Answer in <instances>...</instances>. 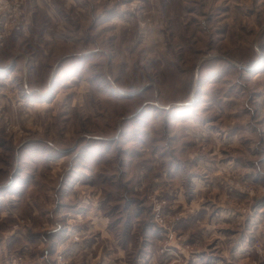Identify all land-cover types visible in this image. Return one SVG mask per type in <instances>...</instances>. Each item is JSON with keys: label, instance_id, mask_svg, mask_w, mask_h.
<instances>
[{"label": "rangeland", "instance_id": "rangeland-1", "mask_svg": "<svg viewBox=\"0 0 264 264\" xmlns=\"http://www.w3.org/2000/svg\"><path fill=\"white\" fill-rule=\"evenodd\" d=\"M34 1L0 43V264H71L97 212L166 253L197 211L229 225L181 264H264V0Z\"/></svg>", "mask_w": 264, "mask_h": 264}, {"label": "crops", "instance_id": "crops-1", "mask_svg": "<svg viewBox=\"0 0 264 264\" xmlns=\"http://www.w3.org/2000/svg\"><path fill=\"white\" fill-rule=\"evenodd\" d=\"M26 2L25 27L24 31L15 38L17 43L23 42L29 36L30 29L34 26L35 1L26 0ZM4 45L0 44V50L4 48L2 47ZM8 63L7 57L2 59L0 53V78L9 76L7 74ZM208 216V213L201 215L198 211L192 214L186 213L178 228V233L184 234L186 241L173 242L171 251L160 254L156 243L164 237L163 232L153 226L145 215L136 213L134 216L131 215V218L117 217L114 221L111 219L114 218L113 216H109L104 212L86 214L84 219H80L81 222L79 226H76L77 229L71 230L73 234H76L82 229L80 232L84 236L80 243L70 241L67 246V257L72 262L71 264H86L85 259L87 258V264H128L131 259L135 263L138 260L139 262L151 264L158 262L160 264H181L186 245L193 246L192 241L194 238L199 237L197 234L201 228L206 229L207 240L214 243L217 238L216 229H227L229 223L224 222L226 214H222L219 220L212 219L209 222H205ZM239 234L242 236L241 231ZM93 236H95V240L92 239ZM227 245L229 246L227 242L221 243L223 248L220 251L223 255H225ZM239 250H242V242H240ZM136 257L137 260L135 259ZM193 260L196 263L199 261L203 262L202 264H228V262H231L230 259L226 260L225 256L218 258L212 253L203 254L193 258Z\"/></svg>", "mask_w": 264, "mask_h": 264}, {"label": "built area", "instance_id": "built-area-1", "mask_svg": "<svg viewBox=\"0 0 264 264\" xmlns=\"http://www.w3.org/2000/svg\"><path fill=\"white\" fill-rule=\"evenodd\" d=\"M21 0H0V43L13 32L22 29Z\"/></svg>", "mask_w": 264, "mask_h": 264}]
</instances>
